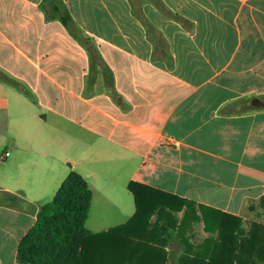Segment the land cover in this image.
<instances>
[{
    "label": "crops",
    "instance_id": "0c3cea01",
    "mask_svg": "<svg viewBox=\"0 0 264 264\" xmlns=\"http://www.w3.org/2000/svg\"><path fill=\"white\" fill-rule=\"evenodd\" d=\"M62 1L97 45L117 93L87 47L47 17L48 1L0 0V69L32 94L0 81V189L28 203L0 204V264H30L18 260L19 242L48 186L57 191L72 169L123 217L92 232L132 217L131 180L246 225L264 197V103L255 101H264V0H161L186 23L156 0ZM145 236L108 237V263L139 264L127 261L146 251L136 243L166 241ZM117 241L121 248L110 246ZM165 249L182 252L172 240ZM91 257L98 264L101 254Z\"/></svg>",
    "mask_w": 264,
    "mask_h": 264
},
{
    "label": "trees",
    "instance_id": "16d2710c",
    "mask_svg": "<svg viewBox=\"0 0 264 264\" xmlns=\"http://www.w3.org/2000/svg\"><path fill=\"white\" fill-rule=\"evenodd\" d=\"M47 1L49 2V7L46 9L47 17L60 20L68 32L87 47L92 68L97 62L102 65L105 84L116 96L113 75L102 61L97 45L75 23L62 0H45ZM155 2L167 16L183 23L187 22L183 16L173 12L161 0ZM135 14L142 18L140 13L135 11ZM0 81L32 97L31 91L24 82L1 69ZM127 188L135 200V213L132 217L125 223L106 231L92 232L85 227L92 191L87 180L72 169L53 198L40 205L34 224L19 242L18 260L30 264H92V250H98L101 254L98 264H109L106 257L109 254L107 239L117 233L146 235L147 239L162 235L166 239L163 243H136L135 250L139 246V249L145 248L146 251L141 254L129 252L128 255L132 253L133 255L127 261H135L139 264H245L248 259L241 254L247 253L246 249L250 248L254 241L261 257H264V223L254 222L252 230H249L243 236L244 241H241L237 239L239 235L244 234L240 216L206 207L135 180L129 181ZM260 203L264 206V197L261 198ZM0 204L22 208L28 203L21 194L0 189ZM183 208H186L185 214L191 217L194 216V211L198 210V216L204 221L205 226L212 233L218 232L219 241L207 238L211 250H193V242L186 233L187 219L183 218L179 222L173 215V212ZM249 208L252 209L253 206L250 205ZM154 214L157 220L158 218L162 220L161 223L151 220ZM171 240L176 242L182 251L177 258L174 257L176 250L165 249V245ZM115 245L110 246L114 249L121 248L118 247V241ZM113 254L115 255L116 252L114 251ZM122 261V258L115 257L110 263L120 264Z\"/></svg>",
    "mask_w": 264,
    "mask_h": 264
},
{
    "label": "rangeland",
    "instance_id": "374dc122",
    "mask_svg": "<svg viewBox=\"0 0 264 264\" xmlns=\"http://www.w3.org/2000/svg\"><path fill=\"white\" fill-rule=\"evenodd\" d=\"M72 147L73 146L68 148L69 153H71L70 151ZM67 164L69 165V163ZM55 192H56V187L53 182V184L49 185L46 192L42 195L41 202H47L51 200ZM98 198L99 197L97 196H93L91 199V206H90V210L88 213V217L85 222V227L92 231H99V230H104L108 227L121 223V221L123 220V217L121 216L120 211L112 210L106 204H102L101 202H99L100 200H98ZM259 205L260 206L257 209L247 212L246 214L247 224L246 225L241 224L243 227L244 234L239 235L237 239L244 241L243 236H245V234H247L249 230H252L254 226L253 225L254 222L258 221V222L264 223V206L262 204H259ZM175 218L179 222H181L183 218L187 219V223H188L187 232L191 233V240L193 242V250H204V249L211 250V247L208 246L209 241H207V238L210 240L215 239L214 241H219L218 232L212 233L205 226V224L202 225L201 223L203 220L200 219L198 215L197 217H194V216L191 217V216H187V214L184 213L182 215L180 214L176 215ZM151 220L158 221V223L159 222L161 223L162 221L160 220V218H158L157 220L156 216L155 218H152ZM250 221L251 223H249ZM193 222H197V223H193ZM254 245H256L255 241L250 246V248L246 249V251H248L247 253L242 252L241 254V256H244L248 259V261L245 264H255L254 262L257 260L259 261V264H264V257H261L259 248L257 247V245L255 248Z\"/></svg>",
    "mask_w": 264,
    "mask_h": 264
},
{
    "label": "water",
    "instance_id": "95a60500",
    "mask_svg": "<svg viewBox=\"0 0 264 264\" xmlns=\"http://www.w3.org/2000/svg\"><path fill=\"white\" fill-rule=\"evenodd\" d=\"M255 101H259V102H262L264 103V101H261L260 99L256 98Z\"/></svg>",
    "mask_w": 264,
    "mask_h": 264
}]
</instances>
